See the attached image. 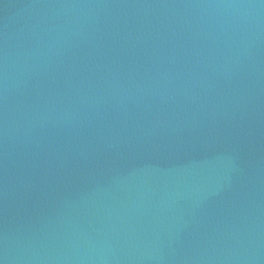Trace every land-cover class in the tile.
Instances as JSON below:
<instances>
[{"label": "water", "instance_id": "95a60500", "mask_svg": "<svg viewBox=\"0 0 264 264\" xmlns=\"http://www.w3.org/2000/svg\"><path fill=\"white\" fill-rule=\"evenodd\" d=\"M0 264H264V0H0Z\"/></svg>", "mask_w": 264, "mask_h": 264}]
</instances>
